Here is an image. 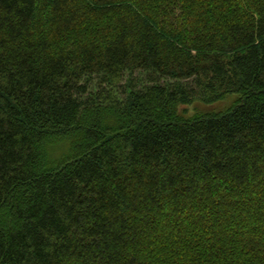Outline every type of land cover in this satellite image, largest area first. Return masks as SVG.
Instances as JSON below:
<instances>
[{
	"label": "trees",
	"instance_id": "16d2710c",
	"mask_svg": "<svg viewBox=\"0 0 264 264\" xmlns=\"http://www.w3.org/2000/svg\"><path fill=\"white\" fill-rule=\"evenodd\" d=\"M0 264H264V0H0Z\"/></svg>",
	"mask_w": 264,
	"mask_h": 264
},
{
	"label": "rangeland",
	"instance_id": "374dc122",
	"mask_svg": "<svg viewBox=\"0 0 264 264\" xmlns=\"http://www.w3.org/2000/svg\"><path fill=\"white\" fill-rule=\"evenodd\" d=\"M137 77H141V75L139 73L136 74ZM96 86V81L93 83ZM235 99V95H229L227 96L225 99L220 100L216 103H212V104H206V103H202L200 101H195L193 103L190 104H185L183 106H181V110L184 113H194V112H198V111H218V110H222L225 109L227 107H229L233 100ZM68 142H66L65 144H58L52 147L55 148L54 149V153H55V157H59L61 155V153L66 152L68 150Z\"/></svg>",
	"mask_w": 264,
	"mask_h": 264
}]
</instances>
